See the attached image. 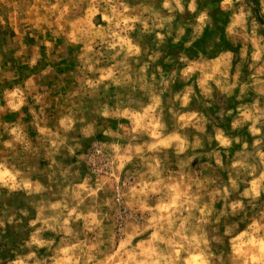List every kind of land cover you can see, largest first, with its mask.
<instances>
[{"label":"rangeland","instance_id":"374dc122","mask_svg":"<svg viewBox=\"0 0 264 264\" xmlns=\"http://www.w3.org/2000/svg\"><path fill=\"white\" fill-rule=\"evenodd\" d=\"M124 1L0 0V88L29 77L20 45L54 54L72 27L87 31L73 75L119 111L48 191L12 185L4 163L0 264H264V0L151 1L130 19L149 7ZM224 53L227 81L198 88Z\"/></svg>","mask_w":264,"mask_h":264},{"label":"crops","instance_id":"0c3cea01","mask_svg":"<svg viewBox=\"0 0 264 264\" xmlns=\"http://www.w3.org/2000/svg\"><path fill=\"white\" fill-rule=\"evenodd\" d=\"M141 1L146 3L144 7L149 8H143L141 13L131 11L129 19L139 15L144 16L146 12H149L151 7L148 3L151 1L158 3L159 11L165 4L163 0ZM196 4V0H184L182 7L183 10L193 12ZM126 5L128 7L130 2H126ZM158 17H161L160 13ZM86 33L87 31L81 29L78 31L72 27L67 29L63 33L66 36L65 41L57 42L54 39L52 47L50 46L53 50H49L54 51V54L48 53L45 57H40L37 53L38 50L41 51L40 45L33 50L25 48V51L20 45L16 54V64L26 66L29 77L12 88L7 86L4 88L1 85L0 149L4 158H0V174L4 175L2 166L5 163L11 173L18 178L11 184H15L21 190L48 191L50 180L52 181V178L61 174L62 171L72 168L84 171L85 146L83 144H87L98 134L100 118L108 120L110 116L115 117L119 114L118 110L109 103L102 102L101 99L97 108L92 107L91 103L94 101L89 99V94L92 93L85 87L86 80L81 81L79 76L73 75L78 67L77 50L82 49L80 44L83 48L86 47L83 41L74 39L83 38ZM134 48L138 52L142 50L135 45ZM137 64L139 68L138 70L133 68L132 74L137 75L143 71L147 75L151 63L139 61ZM203 65L205 68L201 70L197 79L198 88L205 87L206 81L212 82L214 86H217V82L219 84L227 81L226 70L231 69V64L226 62V53L223 56L210 58ZM6 81L10 87L11 81L16 80L14 76H11ZM130 127L134 134H152L146 122L144 126L137 123L135 126L133 123ZM168 140V137L160 136L157 144L162 145ZM151 141L139 143L138 150L150 149ZM47 178L50 179L48 182ZM9 182V180L6 181L7 186Z\"/></svg>","mask_w":264,"mask_h":264}]
</instances>
